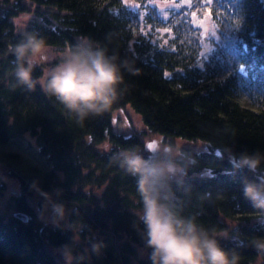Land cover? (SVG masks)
I'll use <instances>...</instances> for the list:
<instances>
[{
	"label": "trees",
	"instance_id": "1",
	"mask_svg": "<svg viewBox=\"0 0 264 264\" xmlns=\"http://www.w3.org/2000/svg\"><path fill=\"white\" fill-rule=\"evenodd\" d=\"M160 1L0 0V146L43 166L38 172L27 162L34 171L14 170L22 186L16 206L29 220L0 215V264H60L50 249L72 238L71 231L44 222L30 204L34 184L50 194L60 189L65 203L78 206L87 225L81 241L98 239L100 232L105 245H112L128 236L131 241L115 249L122 264H133L131 257L143 247L132 227L139 210L134 180L109 164L110 149L98 147L107 134L112 148L145 147L139 135L111 130L115 111L129 105L152 132L209 143L208 150H191L198 165L190 183L196 191L223 190L226 196L206 205L205 224L224 228L238 220L244 236L264 235V225L249 219L255 210L241 191V178L250 174L234 173L221 152L223 144L233 143L237 153L264 150V0ZM21 13L31 15L26 29L39 30L53 47L69 46L80 36L103 40L114 34L121 55L134 60L142 74L126 77L130 89L110 113L78 123L39 87L32 92L11 87L9 50L18 39L14 18ZM206 15L217 30L211 46L196 20ZM224 127L234 135L215 134ZM221 243L235 247L231 239ZM78 247L82 251L83 243ZM238 250L242 264L260 260L251 247ZM91 264L108 262L91 257ZM140 264L150 261L140 259Z\"/></svg>",
	"mask_w": 264,
	"mask_h": 264
},
{
	"label": "clouds",
	"instance_id": "2",
	"mask_svg": "<svg viewBox=\"0 0 264 264\" xmlns=\"http://www.w3.org/2000/svg\"><path fill=\"white\" fill-rule=\"evenodd\" d=\"M115 39L112 33L103 40L80 36L66 49H56L39 30L21 29L9 50L11 87L28 92L39 87L78 123L103 117L128 93L126 77L142 74L134 60L121 55ZM215 134L232 136L234 130L224 127ZM150 144L145 148L133 143L109 152V164L134 180L139 210L132 227L150 264H242V247L253 248L264 264V235L244 236L239 223L221 228L203 222L206 205L226 195L223 190L194 189L190 174L198 161L193 151L161 136L151 138ZM221 152L234 173L250 174L241 178L242 195L255 210L249 219L264 225V150L237 153L233 143L223 144ZM33 187L44 199L42 219L73 234L57 249L63 264H91L92 256L100 257L106 248L102 240L90 236L88 247H78L80 233L87 229L78 206L65 203L60 189L50 194ZM222 239H231L235 247L223 246Z\"/></svg>",
	"mask_w": 264,
	"mask_h": 264
},
{
	"label": "rangeland",
	"instance_id": "3",
	"mask_svg": "<svg viewBox=\"0 0 264 264\" xmlns=\"http://www.w3.org/2000/svg\"><path fill=\"white\" fill-rule=\"evenodd\" d=\"M153 1L161 3L160 0H153ZM30 18L31 15L26 13H21L17 15L14 18V22L17 25L18 30L25 29L29 23ZM210 18L211 17L209 15H206L202 19H196L197 23L200 24V26L202 27L204 37L206 38V45L209 46L213 44L214 38H217V30L215 29ZM17 21H19V23ZM67 47L68 46L54 47V48L66 49ZM259 96L260 95L256 94V97ZM111 130L113 132L127 136L132 134H137L142 138V140L145 143L151 141V138L155 136L163 137V135H161L160 133L152 132L145 124V122L142 120V117L131 107V105L115 111L114 118L112 120ZM108 136L109 135L107 134L104 141L98 144L99 148L104 150H109L112 148L113 145L110 143ZM24 138L30 140L34 145H36V140L30 133H26L24 135ZM172 140L184 143L186 147H188L190 150L202 151V150H208L209 148V143L202 139H187L182 137H173ZM105 145L109 147L106 148ZM14 151L16 150L13 149L12 147L0 146V215L4 216L7 219H9L11 216H14L16 212L21 211L17 209L16 202H17V197H19L20 194H22V186L20 179L17 176H15L17 175V173L14 172V170L16 171L20 170L21 172L34 171L30 166H28L27 162H30L32 165H34V167H38L37 169L38 172H40L43 167L40 162H32L29 159V157L26 156L27 154L24 152H18L19 154L18 156L16 155L17 157L13 156L12 154L11 155L9 154V153H14L15 155ZM90 189L91 188H87V190ZM96 192L97 194L100 195L102 193V189H97ZM28 200L42 218V212H43L42 207L44 206L43 197L37 193H34L32 196L28 197ZM238 222H239L238 220H235L232 222V224ZM95 237L98 238L97 240H102V241L106 240V235H103L100 232L96 233ZM128 240L131 241V239L128 236L124 235L123 237L118 238L112 245L106 244V248L103 250V254L100 257L92 256V258H95L100 263L107 261L108 264H113L114 261H116V257H117L116 263L122 264L121 260L123 258L120 252H118L117 248L118 246L119 248L123 247L124 243ZM81 242L83 243L84 248L88 247V239ZM116 245L117 248L115 249ZM112 247L114 249H112ZM58 248L59 247L53 246L50 249V251L54 254L58 262L60 264H63V260L57 251ZM108 248L112 251L111 254L107 252ZM141 249L138 250V254L133 255L131 257L133 264H140V259H144V258L148 259L147 255L142 254ZM119 258L121 259L119 260ZM255 264H261V261L258 260Z\"/></svg>",
	"mask_w": 264,
	"mask_h": 264
},
{
	"label": "water",
	"instance_id": "4",
	"mask_svg": "<svg viewBox=\"0 0 264 264\" xmlns=\"http://www.w3.org/2000/svg\"><path fill=\"white\" fill-rule=\"evenodd\" d=\"M150 142H151V141H149V142L147 143V145L150 144ZM147 145H146V148H147ZM14 216L17 217L18 219L24 221V222H27V221L29 220V215H28L27 213L23 212V211H18V212H16V213L14 214Z\"/></svg>",
	"mask_w": 264,
	"mask_h": 264
},
{
	"label": "snow or ice",
	"instance_id": "5",
	"mask_svg": "<svg viewBox=\"0 0 264 264\" xmlns=\"http://www.w3.org/2000/svg\"><path fill=\"white\" fill-rule=\"evenodd\" d=\"M206 2L210 4V3L213 2V0H206ZM125 3H126V0H125ZM17 22L19 23V21H17ZM165 75H167V73H166ZM105 146H106V145H105ZM151 147H152L151 144H148V145H147V148H151Z\"/></svg>",
	"mask_w": 264,
	"mask_h": 264
}]
</instances>
